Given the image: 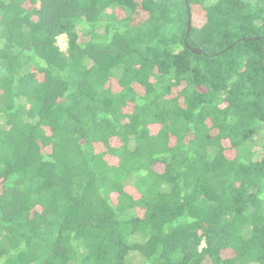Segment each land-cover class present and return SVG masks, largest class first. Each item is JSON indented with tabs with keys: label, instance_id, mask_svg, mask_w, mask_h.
<instances>
[{
	"label": "trees",
	"instance_id": "1",
	"mask_svg": "<svg viewBox=\"0 0 264 264\" xmlns=\"http://www.w3.org/2000/svg\"><path fill=\"white\" fill-rule=\"evenodd\" d=\"M257 136L264 0H0V264H264Z\"/></svg>",
	"mask_w": 264,
	"mask_h": 264
},
{
	"label": "rangeland",
	"instance_id": "2",
	"mask_svg": "<svg viewBox=\"0 0 264 264\" xmlns=\"http://www.w3.org/2000/svg\"><path fill=\"white\" fill-rule=\"evenodd\" d=\"M57 43L63 48H65V44H66V41H65V36L64 35H60L58 36L57 38ZM257 141L261 142L264 140V138L260 137V136H257L255 138Z\"/></svg>",
	"mask_w": 264,
	"mask_h": 264
},
{
	"label": "water",
	"instance_id": "3",
	"mask_svg": "<svg viewBox=\"0 0 264 264\" xmlns=\"http://www.w3.org/2000/svg\"><path fill=\"white\" fill-rule=\"evenodd\" d=\"M187 28H189V21H188V24H187Z\"/></svg>",
	"mask_w": 264,
	"mask_h": 264
}]
</instances>
